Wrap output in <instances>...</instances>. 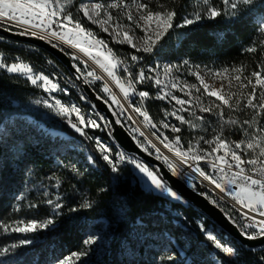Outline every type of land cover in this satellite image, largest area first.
Wrapping results in <instances>:
<instances>
[{"label": "snow or ice", "instance_id": "1", "mask_svg": "<svg viewBox=\"0 0 264 264\" xmlns=\"http://www.w3.org/2000/svg\"><path fill=\"white\" fill-rule=\"evenodd\" d=\"M254 3L255 0H218V2L217 0H202V10L195 12V14H185L180 23L175 22L179 18L176 9L169 7L166 2H161L158 10H155L152 0H131V3H126L125 0H111L107 4L85 0L77 7V13L82 14V18L92 24L100 25L104 33L111 35L109 32L111 28L115 33L113 38L122 37L118 42L130 45L135 53H152L170 34V30L187 29L198 25L205 19L216 20L224 16H230L238 20L242 15L241 6L251 8ZM72 6L73 0H0V27L8 26L7 30L16 29L17 35L30 36L45 41L53 49L69 56L70 60L77 61L78 63L72 65L74 72L78 74L76 78H83L86 84H93L94 81L104 79L102 92L105 96H97L96 99L103 100L111 111V115L116 117L115 120H109L100 113L97 105L84 95L81 96V100L88 103L92 114L82 113L76 105L66 106L60 99L51 96V93L56 91L67 92V90L53 83L48 76L34 73L33 69L23 62L8 64L0 60V69H5L8 73H20L26 76L32 85L37 88L42 87L45 92L49 93L52 102L49 99H38L34 103L55 112L57 116L65 120L72 129L85 139H95L99 159L103 160L105 165L117 177L122 164L133 165L145 178V182L154 190L177 202H186L181 194L170 185L161 169L155 166L150 168L135 155L129 156L123 151L114 153L111 145L102 142L98 137L89 136L85 128L108 129L109 138L115 142L114 125H120L123 128L125 126L124 121L135 124L136 127L129 129L133 134L132 139L149 155H153L150 149H154L155 159L162 160L163 164L167 166L171 177H186L189 186L194 191H197L201 197L217 207H220L219 201H228L230 198L229 202L232 204V209L238 213L239 218L229 213H225V215L237 227L241 237L250 241L264 239V125L259 122V117L264 115V63L258 66V70L251 71L250 75L243 76V79L241 77L245 70L244 66H234L231 69L234 75L227 77L229 87H232V80L238 82L240 89L250 87L251 90L246 95L243 93L240 95L222 94L219 89H210L200 75L199 66H195L196 70H193V66L188 60H183L179 64L157 65L147 71L141 68L138 73H134L132 68L141 64L144 60L143 55L130 54L131 65L118 59L108 48L105 40L97 38L90 29L83 26L81 19L73 14ZM122 16L126 18L127 23L123 22ZM137 29L143 33L142 36H136ZM257 31L264 34V19L258 25ZM136 39L142 40V45L135 43L134 40ZM69 49H75L76 51H69ZM244 51L256 53L257 48L253 45L245 48ZM105 52H107V55ZM81 53L83 56H81ZM85 57H87V60ZM88 61L94 62L102 69L106 73V77L97 75L95 69L88 70ZM80 64L84 67L81 68ZM183 70H187L189 75L196 76L203 86V92L206 93L207 97H215V101L206 106L202 102L201 95H196L192 99L191 91L187 93L190 97L188 100L178 98L168 91L169 87L177 88L181 83L178 76H172L173 72L182 73ZM119 71L126 73L127 76H118ZM149 73H155V75ZM161 73L164 77L171 79H160ZM208 73L215 76H224L229 73V69L224 68L215 72L208 69ZM109 80L119 88L120 93H122L120 98L109 87ZM153 80L155 85L159 86L157 99L167 100L169 103L175 101L176 105H180L179 109L166 112L165 120H162L159 125L153 123L148 112L143 110L142 107L144 102L149 99V92L138 91L136 87L138 84ZM184 87H187V85L185 84ZM184 87H181L180 90L183 91ZM191 88L195 89L197 93L201 91L195 84L191 85ZM258 90L259 94H257ZM234 95L235 103H230ZM242 99L246 100L243 108L251 109L254 113L252 120H245L241 124L238 119H225V108L230 112L240 110ZM216 101L219 103H216ZM113 105L117 106L119 111L112 110ZM185 105L198 107L200 113L215 115L221 133L215 135L212 140H206L201 136L195 143L190 141L187 146L182 142L180 135L171 138L165 135L161 129L170 130L171 133H180L181 131L180 126L168 120V117H173L180 122V125L187 124L190 128H196L199 125L193 120L186 119L182 113L187 112L195 120L203 121L205 119L203 115H197L196 112L191 111ZM73 114L76 115V122H73ZM138 117H143V120H139ZM244 125H247V128ZM235 126H239L243 130L245 139L238 142L227 141L222 136V130L226 127ZM141 127L151 132V136L155 137L159 146L146 135L145 131L141 130ZM137 133L139 137L144 138V142L138 139L135 135ZM201 141L209 147L207 149L203 148ZM221 152H223L222 155L219 154ZM96 160L97 158L93 155L88 156L90 165L95 166ZM202 161L206 163L207 168L210 170H206L201 166ZM73 170H75V166H73ZM196 180L201 183L207 182L205 187L210 192H215L216 197L213 198L208 192L200 190L199 186L193 183ZM57 184H59V181H57ZM104 191L106 189L101 187L100 192L103 193ZM44 195L47 196L48 193L44 192ZM60 201L61 197L59 195L55 200L49 198L45 201L52 207L53 213L44 221L32 220L25 222L19 220L11 224L0 222V228L6 233L23 234L36 233L40 230H52L57 226L59 218L63 215L64 205ZM92 206L91 201H84L76 207H70L69 213H78L81 209H88ZM29 207L35 208L38 205L30 204ZM16 210H19V205H17ZM74 218L73 215L68 217L69 220ZM197 223L199 232L209 242V246L216 250L215 264H239L241 252L238 248L223 242L213 231L209 230L206 221L201 219ZM97 241L98 237L95 235L87 236L83 239V247L80 250L73 251L66 257L58 258L56 264H86L84 258L89 255L90 246L96 244ZM33 243H35L33 238L25 236V238L19 240L18 244L11 243L7 246H0V264H14L10 257L15 254V250ZM169 243L172 244L171 241ZM176 243L179 244V241H176ZM180 246L183 245L180 244ZM166 250L168 254L160 255L157 264H176L179 253L176 252L175 247ZM260 259L261 264H264V256H261Z\"/></svg>", "mask_w": 264, "mask_h": 264}, {"label": "trees", "instance_id": "2", "mask_svg": "<svg viewBox=\"0 0 264 264\" xmlns=\"http://www.w3.org/2000/svg\"><path fill=\"white\" fill-rule=\"evenodd\" d=\"M95 1L105 4L111 2ZM161 2H166L169 7L178 11L179 18L175 22L180 23L196 0H152L155 10H158ZM241 8L242 15L238 20L224 16L216 20L205 19L187 29L170 30V34L162 41L163 47L156 55L170 61L188 60L193 65L216 69L244 66L242 77L250 75L251 71L258 70V66L264 63V34L257 31L260 21L264 19V0H255L251 8ZM76 16L81 19L84 27L96 30L82 18V14L76 12ZM97 34L105 39L117 58L128 65L132 64L130 54L143 55L141 64L132 68L134 73H138L155 59V55L135 53L134 49L127 45L115 43L101 32ZM0 39V60L4 63H15V58L20 57L22 62L29 63L33 70L48 76L46 69H49V65L46 63L52 60L68 73L47 51L36 46L35 50L31 51L25 49L23 43L3 37ZM253 45L257 48L256 53L244 51ZM119 74L125 76L124 72ZM65 87L68 88L70 98L76 101L83 111L90 109L88 103L81 100L84 95L82 91L78 93ZM91 87L98 96H104L96 85ZM137 90L149 92V99L143 104L144 110L154 121H160L164 116V106L155 98L150 84L138 85ZM42 93V88L32 85L22 76L0 69V123L4 124V129L0 130V222L11 224L19 220L28 222L49 217L50 210L42 203L41 198L44 194L43 188L50 179L60 181L58 189L64 205L63 215L54 229L37 232L31 237L35 240L33 245L15 250V254L10 257L14 264H56L58 258L66 257L83 247V239L88 236L90 229L95 227L93 221L101 217L108 222L106 244L100 256L86 260V264H157L158 257L167 255L166 249L173 247L165 233L175 243L179 241V244L176 243L179 247L180 244L183 245L181 249L184 250L185 256L183 259L178 256L176 264H214L209 257L210 250L214 248L209 246V242L198 230L197 221L201 219L207 222L209 228L215 230L223 242L240 250L239 264H261L260 258L264 256V248L247 249L218 229L210 219L189 203L173 201L162 194L147 190L133 172V165L122 164L118 177L114 175L104 161L99 159V152L94 143L82 137L61 117L56 116L52 125L73 140L84 143L97 158L95 167L87 166L82 156L77 157L79 154L74 151L61 153L56 143L19 122H4L6 117L20 111ZM60 96L64 97L63 94ZM73 122L76 121L73 119ZM85 131L89 136L97 133L90 129ZM107 133L108 129H105L101 135L112 141L113 152L122 151ZM240 139L239 132L229 133L228 141L238 142ZM150 151L153 152L152 149ZM101 187L106 191L101 193ZM84 201H91L93 206L81 209L78 213H69L70 207H76ZM30 204H36L38 207L31 208ZM220 208L229 213L222 206ZM69 215L75 218L69 220ZM20 239V234L6 233L0 228V246L18 244Z\"/></svg>", "mask_w": 264, "mask_h": 264}, {"label": "rangeland", "instance_id": "3", "mask_svg": "<svg viewBox=\"0 0 264 264\" xmlns=\"http://www.w3.org/2000/svg\"><path fill=\"white\" fill-rule=\"evenodd\" d=\"M83 2H85V0H80V1L73 0V6H72L71 10H72L74 15H76L77 7L79 6V4L83 3ZM92 2H98V1L92 0ZM125 2L131 3V0H125ZM200 10H202V0H196L194 6L192 7V9L187 14H189V13L195 14V12L200 11ZM121 19L123 20L124 23H127L126 18H124L122 16ZM87 22L96 28L95 31L93 29H90V30L95 34V36L97 38L105 40L104 38L99 37L97 32H101V33L107 35L115 43H119L118 40L122 38V37H119V38L114 39L113 37L115 36V33L113 32V30L111 28L109 29V32L111 33V35H110L109 33H104L102 31V27L100 25H94L89 21H87ZM6 27H8V26H6ZM13 30L17 31L16 29H13ZM135 34L137 37H140L143 35V33L140 32L138 29L136 30ZM134 42L137 43L138 45H142V43H143V41L140 39H136V40H134ZM119 44H121V43H119ZM122 45H127V44H122ZM107 46H108V44H107ZM127 46L131 48L130 45H127ZM162 47H163V42H161L160 45H158L157 48L154 49L152 53H142L144 55H155V59L152 60L150 64L146 65L144 70L147 71L148 69L153 68L157 65L163 66L165 64H179L182 62V61H180V62L170 61V60H166V59H162V58L158 57L156 54L160 52ZM69 51H76V50L75 49H69ZM105 54L107 55V52H105ZM81 56H83L82 53H81ZM85 59L87 60V57H85ZM74 63H78V62L73 61V64ZM88 63H89V69L88 70L95 69L97 75H102V76L106 77V73H104L102 69H100L97 65H95L94 62L88 61ZM191 65L193 66V70H196L195 66H197V65H193V64H191ZM79 66L81 68L84 67L82 64H80ZM198 66H199V70H200V75L204 78L205 83L209 85L210 89H219V90H221L222 94H236V95H240L241 93L246 95L251 90L250 87L240 89L238 87V82L235 80L231 81L232 87L231 88L229 87V79L227 77L234 75V73L231 72V69H229V73L225 74L224 76H215V75L209 74L208 69H212L213 72L221 70V69H216L213 67L203 66V65H198ZM33 72L36 74L45 75L44 73H42L40 71L33 70ZM121 72L122 71H119L117 74H118V76L123 77L121 74H119ZM14 74H18V75L22 76L23 78L27 79L26 76H24L20 73H14ZM149 74L155 75V73H149ZM126 76H127V74L125 73L124 77H126ZM172 76L173 77L178 76L181 83L177 88L169 87L167 90L170 91L173 95L177 96L178 98L185 99V100L190 99V97L187 95V93L189 91H191V94H192L191 98L194 99V97L196 95H201L202 96V102L205 103L206 106H208L212 101H215V97H207L206 93L203 92V86L199 83V80L196 78V76L189 75L187 70H183L182 73L173 72ZM89 79H91V78H89ZM160 79L166 80V79H171V78H166L161 73ZM241 79H243V77H241ZM173 82H175V81L173 80ZM104 83H105V80L101 79V80L94 81L93 84L96 85V87L100 90V92L105 96V94L102 92V88H103ZM108 83H109V87L112 89V91L117 94L118 98H120L122 96V93H120L119 88L116 87V85L114 83H112L110 80L108 81ZM146 83L150 84L151 89L154 91L155 98L157 99V94L159 92V86L155 85L154 80L153 81H147L144 84H138V85H146ZM93 84H89V85H93ZM185 84L187 85V87H184ZM193 84H195L198 88H200V90H201L200 93H197L195 89L191 88V85H193ZM181 87H184L183 91L180 90ZM61 88L66 89L67 92L56 91L54 93H51V96H54L56 99H60L61 102L63 104H65L66 106H72V105L78 106L81 109V112L86 114V115L92 114L91 109H88L87 111H83L82 107L76 101H74L72 98H70L68 88H66V87H61ZM138 91H144V90H138ZM60 94H63L64 97H61ZM257 94H259V90H258ZM38 99H49V101L52 102V100L50 98V94L45 92L43 89V93L41 95L34 97L29 102V104L23 106L20 111L15 112V114H11L9 117H6L4 122H6L8 124H15L16 122H19L20 124L25 125L26 128H28L30 130H34L35 132L40 133L43 137H47L53 143H56L60 147L61 153L65 154V153H68V151H74L76 154H79L77 157L82 156L81 158L83 159L84 163L87 166L95 167L96 165L92 166L88 162V156L93 155L91 153V151L88 149V147L84 143H82L81 141L73 140L65 132L55 128L52 125V120L57 115L55 114V112L48 110L44 106L35 104L34 101L38 100ZM157 100H159V99H157ZM159 101H161V100H159ZM161 102L163 103V106H164L163 118L158 122L154 121L151 118L153 123H156L157 125H159V123L162 120H165V113L166 112H171L173 110L180 108V105H176L175 101H172L171 103H169L167 100L161 101ZM216 103H219V102L216 101ZM230 103H235V95L233 97V100L230 101ZM244 103H246V100L242 99L240 110H235V111L230 112L227 108H225V113H226L225 119H228V118L238 119L241 121V124H243V121H245V120H249V121L252 120L254 113L252 112L251 109H244L243 108ZM142 107L144 110V106H142ZM185 107H189L190 110L193 112H196L197 115H203L205 117V119L203 121L195 120L194 117H191L187 112L182 113L183 115H185L186 119L193 120V122H195L197 125H199L196 128H190L187 124L180 125L179 121H176L173 117H168V120H171V122L180 126L181 131H180V133H171L170 130L161 129V131H164L165 135H168L170 138L175 136V135H180L182 137V142L185 144V146H187V144L190 141L195 143V141L201 136H203L206 140H212L215 135L221 133V130L219 128V124L217 122V117L215 115H212L211 113H200L198 107H191L189 105H185ZM115 109H118V108H117V106L114 105L112 110H115ZM118 111H119V109H118ZM133 115H135V114H133ZM72 119H74L76 121V115L75 114L72 115ZM138 119L142 121L143 117H138ZM259 122L261 125H264V115H261V117H259ZM81 127H83V126H81ZM135 127H136V125H135ZM244 127L247 128V125H244ZM2 129H4V124L0 123V130H2ZM85 129L97 131V133L91 134L90 136H92L94 138L98 137L102 142H104L108 145H112V141L110 139H105L101 135L102 131H105L104 128H85ZM141 130L145 131L146 135H148L149 138H151L154 143L158 144V142L155 140V137L151 136V132L148 131V129L141 127ZM233 131L239 132L241 134L240 140L245 139L244 132L239 126L224 128L222 130L223 138H225L228 141L229 133L233 132ZM249 131H251V129H249ZM30 134L31 133H29V136H30ZM135 135H137L138 139L141 142H144V138L139 137L138 133ZM91 141L94 143V146L96 148L95 139H93ZM158 146H159V144H158ZM201 146L205 149H207L209 147L208 145L203 144L202 141H201ZM152 150H153V155H155L154 149H152ZM165 154H167V153H165ZM219 154L222 155L223 152H221ZM201 166L204 167V164L202 162H201ZM133 172L136 173L139 181L142 182L143 186L147 190H151L155 193L162 194L159 191L154 190L148 183H146L145 178L134 167H133ZM193 175H194V173H193ZM179 178H181L185 182H188L186 177H179ZM57 181L58 180H56V179H50V182H48L43 188V192H47L48 195L45 196L43 194V198H41V199H42V203L50 210V216L52 215L53 210H52V207L50 205H48L45 201L49 198L55 200L57 195H59L61 197L60 202L62 203V195L58 189L59 185H60V181H59V184H57ZM197 183L201 184L202 186L207 184V182L201 183L200 181H198ZM162 195H164V194H162ZM164 196L167 197L166 195H164ZM168 199H170V198H168ZM170 200H172V199H170ZM173 201H175V200H173ZM219 205L222 206V208H224L225 210H227L231 215H236L237 218H239L238 213L232 209V204H231V202H229V200L228 201H219ZM47 218L48 217H41L40 219H38L36 221H44ZM28 222H30V221H28ZM94 225H95V227L93 229H90L88 236L89 235H95L96 237H98V241L96 244L90 246L89 255L84 258L85 261L89 260L90 258L99 257L103 251L104 245L106 244L105 240H106V235L108 234V222H107V220L102 218V217L97 218L93 221V226ZM209 230L213 231L217 235V233L215 232V230L213 228H209ZM36 233H29V234L18 233V234H20L21 239H23V238H25V236L31 238V237H33L32 235H34ZM165 235L172 242V245L175 247V249L179 253V256L181 257V259H183L185 256L184 250L181 249V247H179L167 233H165ZM215 251H216L215 249L210 250V253H209V255H210L209 257L211 258V260L214 264H215V261H214ZM187 261L188 260L186 259V262Z\"/></svg>", "mask_w": 264, "mask_h": 264}, {"label": "water", "instance_id": "4", "mask_svg": "<svg viewBox=\"0 0 264 264\" xmlns=\"http://www.w3.org/2000/svg\"><path fill=\"white\" fill-rule=\"evenodd\" d=\"M0 37L13 40L15 42L36 46L41 48L53 57H55L68 71V73L73 77L77 84L80 85L82 92L88 97L94 104L97 105V109L109 120H115L116 117L111 115V111L105 105L103 100H98L96 92L92 89L91 85L86 84L83 80L77 79L74 69L72 67L73 61L70 60L69 56H65L59 51L53 49L45 41H40L30 36H20L16 34L15 30L8 31L7 27H0ZM114 136L115 144L125 153L129 155H135L137 158L142 160L145 164L150 167L155 166L161 169L162 174L168 179L170 185L174 190L178 191L184 198V201L195 207L198 211L203 213L208 219H210L220 230L224 231L229 237L237 241L243 247L250 250H260L264 248V239L257 240H247L242 238L239 231L235 225H233L225 215V212L221 210L220 207L210 204L206 199L201 197L197 191H194L185 181L179 177H171L167 166L163 164L162 160H156L155 155H149L148 152L143 151L137 144L135 140L132 139L131 133L120 125H114Z\"/></svg>", "mask_w": 264, "mask_h": 264}, {"label": "built area", "instance_id": "5", "mask_svg": "<svg viewBox=\"0 0 264 264\" xmlns=\"http://www.w3.org/2000/svg\"><path fill=\"white\" fill-rule=\"evenodd\" d=\"M18 46H21V45H18ZM22 46L25 49H28V50H31V51L35 50L34 46H32V45L22 44ZM15 59H16L17 62H22L20 57H16ZM24 64L29 66V67H31L29 63H24ZM46 64L49 65V69H46V72L48 74L49 79H51L53 81V83H56L60 88L67 86L69 88H72L76 92L81 93L82 89H81L80 85L77 84L75 82V80H73V78L70 76L69 73H66L61 67L58 66V64H56L52 60H48ZM73 84H75V86H73ZM115 111H118V109H115ZM124 125H125L124 127L128 131H129V129L131 127H135V125L132 124L130 121L124 122ZM129 133H131V132L129 131ZM131 135H133V134L131 133ZM127 155H129V154H127ZM129 156H131V155H129ZM202 163L204 164V168L206 170H210V169L207 168V165H206L205 162L202 161ZM133 181H134V179H133ZM198 181L199 180L193 181V183H196L199 186L200 190L208 192L209 195H211L213 198L216 197V193L215 192H210L209 189L207 187H205L206 184L204 186H202L201 184L197 183ZM186 183L189 184L188 182H186ZM228 200L230 201V198Z\"/></svg>", "mask_w": 264, "mask_h": 264}]
</instances>
